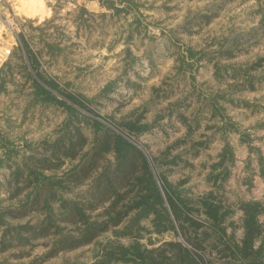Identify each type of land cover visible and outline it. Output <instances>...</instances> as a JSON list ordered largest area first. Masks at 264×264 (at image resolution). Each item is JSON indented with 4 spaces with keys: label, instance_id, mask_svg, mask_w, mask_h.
Instances as JSON below:
<instances>
[{
    "label": "trees",
    "instance_id": "obj_1",
    "mask_svg": "<svg viewBox=\"0 0 264 264\" xmlns=\"http://www.w3.org/2000/svg\"><path fill=\"white\" fill-rule=\"evenodd\" d=\"M117 2L120 5L115 4V0H100V5L116 14L128 13L129 7L133 5L130 0ZM257 4V25L233 33L222 41L211 37L210 45L218 44L220 58L230 59L237 51H241L244 44L264 37V3ZM215 6L218 5L207 3L204 7L206 12L191 19L192 26L200 25L201 21L209 23L217 14L218 8L215 9ZM129 25L131 29L127 36L131 38L133 31L138 32L142 23L136 18ZM182 28L187 32L186 23ZM46 46L53 56L60 53L58 43ZM22 47L24 53L15 50L0 69V92H6L7 86L13 87L12 91L16 93L24 92L23 85H19L14 77L17 74L30 88L27 93L28 106L60 108L65 118L50 133V137L34 142L24 141L21 148L6 136L7 127H10L7 121L3 129L0 128V170H3L0 186L10 190L13 195L26 191L25 197L18 201L15 208L5 209L3 213L23 218L31 213L32 209H24L31 202L28 207L43 215L35 225L26 223L10 227L11 231L0 238L3 249H7L10 244L8 240L24 244L29 238L54 235L51 249L41 257L45 261L58 252L96 243L103 233L111 231L116 236L133 237L134 242L129 246L101 245L96 264H109L112 260H121L124 264H264V195L259 200H240L230 204L224 202L217 191L228 178L226 164L233 156L228 143L223 144L217 159L207 165L205 178L211 189L198 196L183 195L180 187L186 179L172 180L165 174V171L173 174L177 169L189 166L188 158L198 157L201 150L206 148L210 137L204 141L192 138L203 110H216L217 98L224 100L231 93L252 89L255 79L248 74V69L233 64L221 66L207 58L208 62H212L215 81H220L229 69L231 73L228 76L234 83L213 93L211 97H204L201 92L194 90L193 78L186 79L184 74L193 66V63L186 61L187 58L193 60L201 53L188 47L185 55L177 58V75L184 85H190V91L156 110L155 104L160 97L154 89L146 101L129 112L127 120L118 123L126 134L137 135L152 126H162L163 117L174 115L185 128L181 137L153 157V164L159 170L155 176L151 164L139 148L122 134L81 113L76 106L88 109L84 99L66 92L54 77L45 75L39 59L41 51H34L24 37ZM130 62L126 60L127 64ZM262 65L264 55L257 57L251 67ZM121 78L124 77L120 75L113 79L101 89V94L107 96L110 90L117 87ZM127 82L134 89L140 86L137 79ZM183 99L200 103L194 116L182 113L183 108H186ZM148 112L154 113L150 121L145 115ZM86 124L92 128L91 137L83 132L82 127ZM230 128L232 125L229 123L221 127L223 130ZM73 160L76 162L72 163ZM258 162L259 175L264 180V162L260 157ZM65 165L70 167L64 169ZM86 181L84 192L73 191L72 187H79ZM97 209L100 211L97 212ZM235 210L240 212V233L237 237L234 230H226L227 224L236 226L231 220ZM3 223L0 215V224ZM65 226H74V229L63 232ZM141 230L159 234L168 231L173 235L180 233L186 244L171 240L155 247L143 246L137 239ZM205 243L209 244L210 253H204ZM149 244H152L150 240ZM39 258L32 264H41Z\"/></svg>",
    "mask_w": 264,
    "mask_h": 264
},
{
    "label": "rangeland",
    "instance_id": "obj_2",
    "mask_svg": "<svg viewBox=\"0 0 264 264\" xmlns=\"http://www.w3.org/2000/svg\"><path fill=\"white\" fill-rule=\"evenodd\" d=\"M8 1L13 12L25 20L20 32L21 41L24 37L34 51H41L39 59L45 75L54 77L66 92L84 99L88 109L76 106L81 113L122 134L139 148L147 157L155 176L159 170L153 164V157L181 137L185 128L174 115L163 117L162 126H152L137 135L126 134L118 123L127 120L129 112L146 101L154 89L160 97L155 104L156 110L184 97L186 91H190V85H184L177 75V58L185 55L188 47L201 53L193 60L187 58L186 61L193 63V66L184 74L186 79L193 78L194 90L201 92L204 97H211L213 93L234 83L228 76L231 73L229 69L223 71L225 76L220 81H215L212 62H208L207 58L221 66L233 64L248 69V74L255 79L252 89L231 93L224 100L217 98L216 110H203L192 138L204 141L210 137L206 148L201 150L198 157L188 158L189 166L181 167L173 174L165 171V174L172 180L186 179L180 187L183 195L198 196L210 190L205 178L207 165L217 159V154L226 142L233 156L226 164L228 178L217 190L219 196L230 204L262 198L264 180L259 175L258 157L264 162V65H251L257 57L264 55V37L244 44L241 51H237L230 59L220 58L217 53L218 44L213 46L210 43L211 37L222 41L233 33L257 25V3H264V0H130L133 5L128 8L129 12L119 14L100 5V0ZM207 3L218 5L215 6V9L218 8L216 16L207 24L201 21L200 25L192 26L191 19L203 15ZM115 4L120 5L117 0ZM136 18L141 20L142 26L128 38L131 29L129 23ZM184 23L187 32L182 28ZM54 43L59 45L60 53L57 56L50 54L46 46ZM18 50L24 53L23 48ZM127 59L131 61L130 64L126 63ZM23 61L28 65L26 60ZM120 75L124 78L119 80L117 87L110 90L107 96L101 94V89ZM14 77L19 85H23L24 92L16 93L11 86H7L6 92H0V128L3 129L7 121L10 127H7L6 136L21 148L24 141L34 142L50 137V133L65 118V113L60 108L28 106L27 93L30 88L19 75ZM136 79L140 81V86L134 89L127 81L133 82ZM182 101L186 106L182 113L194 116L200 103L190 99ZM145 115L147 121H150L154 113L148 112ZM226 123L232 125V128L221 129ZM86 125L82 127L83 132L91 137L92 128ZM75 162L73 160L72 163ZM65 166L64 169L70 167ZM72 188L74 192H84L87 181ZM10 193V190L0 186V215L4 220L0 224V238L11 231L10 227L26 223L35 225L43 217L34 208L28 207L31 202L24 208L32 209L28 216L15 218L4 214L5 209L16 207L18 201L25 197L26 191L17 195ZM239 215L238 210L231 214V220L236 226H226L228 232L234 230L236 237L240 233ZM73 229L74 226H65L63 232ZM139 234L138 243L147 247L171 240L186 244L180 233L173 235L168 231L159 234L141 230ZM54 239V235L37 236L29 238L24 244L8 240L11 242L7 249L0 245V264H32L39 257L41 260L42 255L51 249ZM149 240L152 244H149ZM132 242L133 237L116 236L108 231L96 243L58 252L45 261L41 260V264H96L101 245L129 246ZM205 245L204 253H210L209 244ZM109 264L124 263L112 260Z\"/></svg>",
    "mask_w": 264,
    "mask_h": 264
},
{
    "label": "built area",
    "instance_id": "obj_3",
    "mask_svg": "<svg viewBox=\"0 0 264 264\" xmlns=\"http://www.w3.org/2000/svg\"><path fill=\"white\" fill-rule=\"evenodd\" d=\"M24 19H20L11 9L8 0H0V69L22 47L20 32Z\"/></svg>",
    "mask_w": 264,
    "mask_h": 264
}]
</instances>
